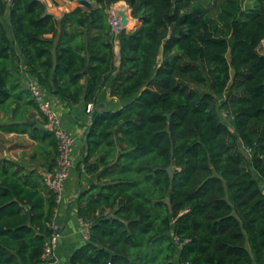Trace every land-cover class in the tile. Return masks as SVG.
I'll return each mask as SVG.
<instances>
[{"label": "trees", "instance_id": "trees-1", "mask_svg": "<svg viewBox=\"0 0 264 264\" xmlns=\"http://www.w3.org/2000/svg\"><path fill=\"white\" fill-rule=\"evenodd\" d=\"M96 1L57 17L0 0V130L27 134L52 170L57 140L27 75L94 104L77 167L103 185L79 195L91 236L70 264H264V0H221L216 17L206 0ZM120 1L140 24L115 35ZM109 81L129 100L116 110L95 106ZM57 207L44 174L0 158V264H41Z\"/></svg>", "mask_w": 264, "mask_h": 264}, {"label": "crops", "instance_id": "crops-1", "mask_svg": "<svg viewBox=\"0 0 264 264\" xmlns=\"http://www.w3.org/2000/svg\"><path fill=\"white\" fill-rule=\"evenodd\" d=\"M73 1L74 0H66L65 2L67 3H63V5L65 4V6H67ZM47 6L49 12L53 11V5L51 3H48ZM56 16L62 17L63 14L61 13V15ZM119 48V43L117 41V64L120 63L121 58V56H118V53H120ZM110 89L111 81L107 83V86L100 93L97 103H95L96 107H106L110 110H116L129 101L128 99L112 97ZM115 102L117 105L112 106ZM54 105L61 117L62 125L76 137V167L67 181L66 190L62 200L60 203H57L58 207L56 208L55 215V221L60 226L63 235L55 251L53 262L54 264H70L72 253L88 241L83 234V220L78 214L79 195L83 190L90 188L92 185L96 184L102 186L103 184L99 180V173L88 174L84 171L80 172L77 167L78 163L85 155V138L87 129L91 124L92 112H87V104L84 101H81L78 104H67L56 98ZM46 127L49 126L46 125ZM1 139H3V141H1ZM35 146L36 142H34L27 134L4 132L0 130V150H2V154L4 155L2 158L13 160L18 165L24 166L28 170L36 169L40 174H44L49 170V166L40 154H35ZM41 264H47V262L43 261Z\"/></svg>", "mask_w": 264, "mask_h": 264}, {"label": "built area", "instance_id": "built-area-1", "mask_svg": "<svg viewBox=\"0 0 264 264\" xmlns=\"http://www.w3.org/2000/svg\"><path fill=\"white\" fill-rule=\"evenodd\" d=\"M113 5H111L108 11L110 15L112 30L115 35H118L120 33L119 30L122 27V16L120 12L125 10H120ZM26 83L31 91L32 97L38 103L41 112L48 119V126L54 131V135L57 140V163L52 170H48L44 173V183L50 190L55 193L56 202L60 203L66 190L67 181L71 177L76 167V137L65 126L62 125L61 117L54 105L56 97L53 94H50L46 89H44L39 84L37 79L32 75H27ZM93 109L94 104L89 103L87 105V112L91 113ZM82 222L84 237L85 239L89 240L91 236V225L88 222ZM49 227L52 229V234L45 244L42 259L43 261H46L47 264H54V262H50V260L54 259L55 251L60 243L63 234L60 226L56 223L55 220L49 224ZM176 240L180 241L178 238H176ZM108 264L113 263L109 262Z\"/></svg>", "mask_w": 264, "mask_h": 264}, {"label": "rangeland", "instance_id": "rangeland-1", "mask_svg": "<svg viewBox=\"0 0 264 264\" xmlns=\"http://www.w3.org/2000/svg\"><path fill=\"white\" fill-rule=\"evenodd\" d=\"M43 1H45L46 4L51 3L53 5V11H51V12L56 14V15H61V13L64 14L66 11L68 12V10L70 11L71 9H73L75 7H83L84 9L88 8V7L80 4L78 0H74L69 5L66 4L67 6H65V4L63 5V3H67V2H65L66 0H43ZM89 1L93 4V6L97 5V1L96 0H89ZM220 2H221V0H206L204 2L206 4V8L208 9V11L214 17H216L218 15ZM240 5H241L242 10L245 11V12L254 11L259 6V0H240ZM113 6L119 8L120 10H125L129 14V18H130L131 24L128 25V28L126 30L133 29L135 26L140 24V22L138 20L134 19L131 16L132 9H131L130 5L127 2L120 1V2H118L116 4H114ZM47 9H48V6H47ZM48 11H49V9H48ZM258 50H259L260 53L264 54V40L259 45ZM161 58L162 57L160 56V59ZM24 86H26V80L24 82ZM107 101H109V100H107ZM126 101H128V100H126ZM109 104H111V103H109ZM116 105L117 104L115 102V103H113L112 106H116ZM220 115H221L223 121L227 125H229L230 129L232 130V132L236 135L233 118L230 117L225 110H221L220 111ZM1 141H3V139H1ZM237 141H238V144H239L241 150L244 151V153H246V155L250 158V155L247 152V150L244 147V145L242 144L241 140L238 139ZM2 156H4V155L2 154V150H0V158H2Z\"/></svg>", "mask_w": 264, "mask_h": 264}, {"label": "water", "instance_id": "water-1", "mask_svg": "<svg viewBox=\"0 0 264 264\" xmlns=\"http://www.w3.org/2000/svg\"><path fill=\"white\" fill-rule=\"evenodd\" d=\"M79 3L90 8L91 6H93V4L89 1V0H79ZM121 16H122V27L120 28L119 31L121 30H126L128 28V25H129V22H130V18H129V15L127 12L125 11H121ZM137 26H135L133 29H130V30H134ZM130 30H127V31H130ZM120 50V48H119ZM118 51V50H117ZM118 56H120V53H118Z\"/></svg>", "mask_w": 264, "mask_h": 264}, {"label": "bare ground", "instance_id": "bare-ground-1", "mask_svg": "<svg viewBox=\"0 0 264 264\" xmlns=\"http://www.w3.org/2000/svg\"><path fill=\"white\" fill-rule=\"evenodd\" d=\"M77 4V3H76ZM65 7V6H64ZM129 24H131V21L129 22Z\"/></svg>", "mask_w": 264, "mask_h": 264}]
</instances>
